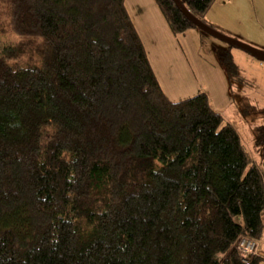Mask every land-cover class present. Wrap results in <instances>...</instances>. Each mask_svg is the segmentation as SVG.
<instances>
[{
  "label": "trees",
  "instance_id": "16d2710c",
  "mask_svg": "<svg viewBox=\"0 0 264 264\" xmlns=\"http://www.w3.org/2000/svg\"><path fill=\"white\" fill-rule=\"evenodd\" d=\"M124 1L0 0L17 37L0 44V264H241L237 239L264 236V174L206 94L168 99ZM177 1L201 22L213 2ZM154 2L173 35L197 28Z\"/></svg>",
  "mask_w": 264,
  "mask_h": 264
},
{
  "label": "rangeland",
  "instance_id": "374dc122",
  "mask_svg": "<svg viewBox=\"0 0 264 264\" xmlns=\"http://www.w3.org/2000/svg\"><path fill=\"white\" fill-rule=\"evenodd\" d=\"M218 1L213 0L214 6ZM228 1L226 13L235 20L246 25L253 18L258 22L255 4L262 6L261 2L235 0L238 2L234 5V0ZM124 6L168 99L179 102L206 94L214 110L233 126L264 174V62L197 28L181 36L173 35L154 0H125ZM16 40L12 34H0L2 45ZM227 53L236 67L232 76L222 64ZM260 245L264 257V236Z\"/></svg>",
  "mask_w": 264,
  "mask_h": 264
},
{
  "label": "crops",
  "instance_id": "0c3cea01",
  "mask_svg": "<svg viewBox=\"0 0 264 264\" xmlns=\"http://www.w3.org/2000/svg\"><path fill=\"white\" fill-rule=\"evenodd\" d=\"M258 1L263 4L259 6L254 3L259 12L258 22L253 18L251 24L246 25L245 23L235 20L230 14L228 15L226 13L230 1L219 0L218 4L215 6L213 3L211 4L210 8L203 16V23L221 32V34L223 33L231 39L264 54V0ZM237 2L238 1L234 0L233 4L237 5ZM228 49L229 48H227V50L223 49V51H228ZM216 112L219 113V111Z\"/></svg>",
  "mask_w": 264,
  "mask_h": 264
},
{
  "label": "water",
  "instance_id": "95a60500",
  "mask_svg": "<svg viewBox=\"0 0 264 264\" xmlns=\"http://www.w3.org/2000/svg\"><path fill=\"white\" fill-rule=\"evenodd\" d=\"M177 3L178 1L175 0ZM179 7L182 8L184 16L187 18V20H189L194 26H196L199 30H201L202 32L215 37L223 42H225L227 45L232 46V47H236L238 49L244 50L248 53H250L254 58H256L258 61L264 62V54H262L261 52L256 51L255 49L240 43L236 40H233L223 34H221L220 32L216 31L215 29L207 26L206 24H204L201 21H198L197 19L193 18L188 11H186L185 9H183V7L178 3Z\"/></svg>",
  "mask_w": 264,
  "mask_h": 264
},
{
  "label": "built area",
  "instance_id": "2783aa9c",
  "mask_svg": "<svg viewBox=\"0 0 264 264\" xmlns=\"http://www.w3.org/2000/svg\"><path fill=\"white\" fill-rule=\"evenodd\" d=\"M233 251L241 264H250L255 258H259L261 263L264 264L260 241L251 238L247 234H243L237 239L233 246Z\"/></svg>",
  "mask_w": 264,
  "mask_h": 264
}]
</instances>
